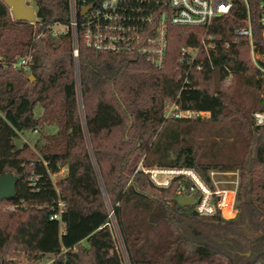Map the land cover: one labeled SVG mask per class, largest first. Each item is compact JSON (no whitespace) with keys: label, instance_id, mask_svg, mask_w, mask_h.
I'll use <instances>...</instances> for the list:
<instances>
[{"label":"trees","instance_id":"16d2710c","mask_svg":"<svg viewBox=\"0 0 264 264\" xmlns=\"http://www.w3.org/2000/svg\"><path fill=\"white\" fill-rule=\"evenodd\" d=\"M32 1L34 24L16 22L0 0V175L18 177L16 197L0 202L10 205L0 208V264H264V125L254 118L264 73L233 33L249 12L264 55L260 0H235L207 30L170 27L162 69L81 39L76 68L69 1ZM206 33L216 50L182 62L181 49ZM29 52V71L15 69ZM172 104L210 116L168 118ZM32 134L34 145L22 141ZM152 168L191 169L211 188V172L240 171L236 216L179 206L177 182L155 186L144 173ZM59 203L61 221L52 219Z\"/></svg>","mask_w":264,"mask_h":264},{"label":"built area","instance_id":"2783aa9c","mask_svg":"<svg viewBox=\"0 0 264 264\" xmlns=\"http://www.w3.org/2000/svg\"><path fill=\"white\" fill-rule=\"evenodd\" d=\"M70 30L73 42V56L78 65L79 42L96 52L129 53L144 58L152 66L162 69L167 60L170 27L208 29L215 19L228 16L235 0H68ZM246 5L248 0H243ZM90 8L86 14L83 11ZM260 23L264 29V0H260ZM37 21H39L37 19ZM33 22L32 24L36 23ZM244 26L234 30L237 41L247 40L251 47V58L264 57L254 51L253 30L250 15L243 22ZM62 33L60 28L53 29V35ZM264 40V30L262 33ZM201 50L207 54L216 50L212 35H204L198 47H183L182 62L193 65L199 58ZM32 52L20 57L13 64L15 69L29 71L33 60ZM264 73V66L255 62ZM198 70L202 66H197ZM231 76L225 81L230 84ZM205 111L194 112L180 110L172 104L166 110V117L174 118H207ZM257 125H264V112L255 114ZM68 171L64 168L60 174ZM154 185L159 188H170L177 182L176 194L179 197H194L195 211L200 216L211 217L217 211L224 218L232 219L237 214V196L240 181L231 182V186L221 188L215 178L220 174L213 171L209 174L213 188L208 186L200 176L191 169L152 168L144 169ZM55 176V175H54ZM52 176V180L53 177ZM54 182V181H53ZM198 195V196H196ZM63 203L58 205V213L52 219L61 221ZM63 225V224H62Z\"/></svg>","mask_w":264,"mask_h":264},{"label":"water","instance_id":"95a60500","mask_svg":"<svg viewBox=\"0 0 264 264\" xmlns=\"http://www.w3.org/2000/svg\"><path fill=\"white\" fill-rule=\"evenodd\" d=\"M9 8L10 13L14 20L19 23H33L37 21L38 16L34 7L27 6L25 0H2ZM90 8L83 11V15ZM29 79L34 81V77L30 76ZM18 177L12 173L0 175V202L4 200L14 199L17 195ZM179 206L188 207L194 204V197H179L177 199Z\"/></svg>","mask_w":264,"mask_h":264},{"label":"rangeland","instance_id":"374dc122","mask_svg":"<svg viewBox=\"0 0 264 264\" xmlns=\"http://www.w3.org/2000/svg\"><path fill=\"white\" fill-rule=\"evenodd\" d=\"M25 1H26V5L27 6L34 7L35 11L37 12V7H36L37 5H35V3L32 0H25ZM252 61H255L256 63L257 62H262L264 64V57L255 58ZM34 134L25 136L24 139H22V141H26L29 144L34 145L33 141L36 139V135H34ZM217 172H219L220 174L215 178V180L219 183V186L221 188L229 187L232 184L231 182H234L237 179H239V181H240V179H241L240 178V171H238V170H228V171L227 170H220V171H217ZM61 176H62V174L55 175L53 177V181H54L55 184L57 182V179L59 177H61ZM0 208H2L3 210H7L8 208H10V205L9 204H2ZM111 226H112L113 232L115 233V237H116V240H117L118 248L121 251H123V245H122V240H121V237H120V233H119V231L117 229V225H116V222H115L113 217H112V225ZM17 264H29V262L26 261V260H21ZM40 264H52L51 257L47 258L46 260H44Z\"/></svg>","mask_w":264,"mask_h":264},{"label":"crops","instance_id":"0c3cea01","mask_svg":"<svg viewBox=\"0 0 264 264\" xmlns=\"http://www.w3.org/2000/svg\"><path fill=\"white\" fill-rule=\"evenodd\" d=\"M51 261H52V259H51Z\"/></svg>","mask_w":264,"mask_h":264}]
</instances>
